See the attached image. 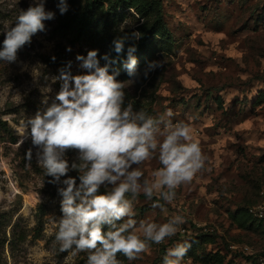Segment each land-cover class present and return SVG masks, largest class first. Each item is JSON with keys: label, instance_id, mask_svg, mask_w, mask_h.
Instances as JSON below:
<instances>
[{"label": "rangeland", "instance_id": "obj_1", "mask_svg": "<svg viewBox=\"0 0 264 264\" xmlns=\"http://www.w3.org/2000/svg\"><path fill=\"white\" fill-rule=\"evenodd\" d=\"M91 1L0 0V50L21 12L42 5L53 13L14 61L0 59V264H89L91 255L106 251L101 243L95 249L75 242L65 248L58 239L67 218L66 181L74 180L73 206H87L93 197L131 184L133 171L141 175L122 198L127 214L106 217L99 227L105 238L125 229L122 236L137 235L145 248L133 258L114 253L115 264H264V224L249 211L264 191V0H95L85 38L72 45L54 32ZM144 5L151 6L147 18L138 11ZM158 14L166 36L150 32L140 41L139 27L151 26ZM113 41L141 43L134 49V75L114 67L123 93L120 111H128L138 126L151 120L156 129L145 159L128 158L125 175L112 172L118 179H106L90 194L82 180L92 167L86 150L57 149L68 169L58 178L49 174L30 121L61 103L56 97L63 74L95 72L84 66L89 52H97L99 64ZM61 48L65 68L49 60ZM68 84L75 88L74 80ZM180 126L188 127L189 139L179 143L201 149L200 167L191 180L169 188L157 175L165 167L161 145ZM150 224H170L175 234L156 243L145 234ZM178 247L186 249L182 257L171 254Z\"/></svg>", "mask_w": 264, "mask_h": 264}, {"label": "clouds", "instance_id": "obj_2", "mask_svg": "<svg viewBox=\"0 0 264 264\" xmlns=\"http://www.w3.org/2000/svg\"><path fill=\"white\" fill-rule=\"evenodd\" d=\"M65 11L66 6H62L61 12ZM52 15L45 13L42 5L21 12L15 26L6 32L0 59L14 61L18 49L30 42L34 34L43 30V21ZM121 49L122 41H117L116 51ZM67 50L71 51V47ZM96 56V51L89 52L84 66L96 67ZM52 59L55 61L56 58ZM77 59L83 57L77 56ZM63 79L65 84L56 97L61 103L53 104L43 115L37 114L30 121L31 134L35 144L44 145L43 167L49 174L57 175V178L65 175L68 169L67 161L59 157L57 149L86 150L84 159L92 161V167L82 180L85 186H89L88 192L91 194L106 179L115 182L118 176L125 175L126 167L130 166L128 158L132 162H139L147 157L149 141L152 139V121L148 120L138 126L129 120L128 111L121 113V85L107 74L105 68L96 67L93 73L75 77L65 73ZM69 79L74 80V89L70 90ZM181 138L185 141L189 139L187 126L177 127L161 145L160 160L165 167L157 175L162 176V183L169 188L183 180H191L193 169L200 167V147L196 143H179ZM150 147L154 149L156 144L151 143ZM112 172L118 176L111 175ZM140 175L133 171L128 175L131 184L121 183L111 196H95L88 201L87 206L75 207L71 196L74 180L69 178L66 181L69 186L64 193L67 199L63 208L67 218L62 221L58 233V239L65 241L64 247L75 242L80 249H95L101 243L106 251L91 255L89 264H115L111 257L116 252L123 251L129 258H133L134 252L143 251L145 244L137 235L124 237L121 233L125 229H120L108 233V238H105L99 227L106 217L119 219L127 214L126 204L121 201L130 188L135 190V182ZM150 192L148 190L149 195ZM145 234L156 243H161L166 237L174 235L175 229L170 224H163L158 229L150 224L145 228ZM185 252V248L178 247L171 254L182 257Z\"/></svg>", "mask_w": 264, "mask_h": 264}, {"label": "trees", "instance_id": "obj_3", "mask_svg": "<svg viewBox=\"0 0 264 264\" xmlns=\"http://www.w3.org/2000/svg\"><path fill=\"white\" fill-rule=\"evenodd\" d=\"M95 2H96L95 0H92L85 9L80 10L75 14L62 19L58 23V26L56 27L54 32H57L60 36L69 39L72 45H75L77 42L81 41L90 33L91 17L95 8ZM127 7H131V5ZM150 8H151L150 5H144L139 7L138 11L141 17L147 18L149 15ZM161 20H162L161 15L158 14L157 18L155 19V21L151 26L146 27V25H144L143 23L139 27V31H140L139 38L141 39L140 41H144V38L150 32H152L153 35L165 37L166 30L161 27L160 25ZM113 42L114 45L111 47L110 50H107L105 53L107 54V56L103 57L100 63L96 65V67L105 68L107 70V74L111 75L113 78L115 75V69H114L115 66L124 67L126 70L125 72L129 76L134 75L136 70V68L134 67V64L136 63L135 60L136 56L134 53V49H138V47L141 48L140 47L141 43H138L136 47H134L133 44H129V43L123 44L122 49L118 52L116 51L117 41H113ZM53 57L56 58L55 61H53L52 59ZM53 57L49 59L51 63L61 68H65L64 64H65L66 55L62 48L59 49V51ZM133 60L135 61L134 64H133Z\"/></svg>", "mask_w": 264, "mask_h": 264}, {"label": "built area", "instance_id": "obj_4", "mask_svg": "<svg viewBox=\"0 0 264 264\" xmlns=\"http://www.w3.org/2000/svg\"><path fill=\"white\" fill-rule=\"evenodd\" d=\"M156 125L152 124V129L155 130ZM263 200L259 204L253 205L249 211L250 214L259 222L264 223V191L262 192Z\"/></svg>", "mask_w": 264, "mask_h": 264}]
</instances>
